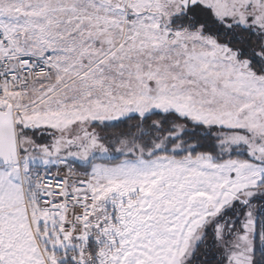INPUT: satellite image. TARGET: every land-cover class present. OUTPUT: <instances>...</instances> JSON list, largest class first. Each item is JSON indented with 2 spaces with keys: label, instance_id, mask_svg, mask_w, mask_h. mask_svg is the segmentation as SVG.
I'll use <instances>...</instances> for the list:
<instances>
[{
  "label": "snow or ice",
  "instance_id": "snow-or-ice-1",
  "mask_svg": "<svg viewBox=\"0 0 264 264\" xmlns=\"http://www.w3.org/2000/svg\"><path fill=\"white\" fill-rule=\"evenodd\" d=\"M0 264H264V0H0Z\"/></svg>",
  "mask_w": 264,
  "mask_h": 264
}]
</instances>
